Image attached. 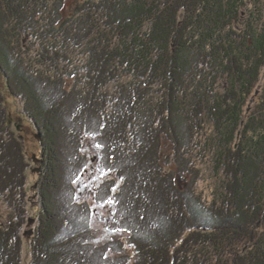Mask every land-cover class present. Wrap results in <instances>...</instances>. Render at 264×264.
<instances>
[{"label":"trees","instance_id":"16d2710c","mask_svg":"<svg viewBox=\"0 0 264 264\" xmlns=\"http://www.w3.org/2000/svg\"><path fill=\"white\" fill-rule=\"evenodd\" d=\"M259 5L0 0V264H264ZM5 95L39 135L26 248L30 163Z\"/></svg>","mask_w":264,"mask_h":264},{"label":"rangeland","instance_id":"374dc122","mask_svg":"<svg viewBox=\"0 0 264 264\" xmlns=\"http://www.w3.org/2000/svg\"><path fill=\"white\" fill-rule=\"evenodd\" d=\"M71 3L72 2H66L65 3V8L70 6ZM262 3H263V6L259 5V8L261 6L263 8L261 13L263 15L262 21H264V0H262ZM249 10H252V7L250 8V6H249ZM261 24L262 23H259V25H261ZM263 76H264V74H263ZM5 106L7 107L8 115H9L10 120L12 121V123H16V125H20V126L22 125L21 127L18 128L19 130H17L18 131L17 134L19 136L20 141L22 142V144L24 146L23 149L25 150L27 160L30 163V170L27 173L28 188H27V193H26V197L29 196V201H31L30 202V207H31L32 214L30 215V218H29V220H30L32 218V215H34V212H35L34 210H36V201H37L36 194L39 193L38 186H37V183H36L37 176H36V173L32 172V170H34L35 168H37L39 166L37 164H34L30 160L31 159L33 160V155H35L36 157L40 158L39 157L40 156L39 155V152H40V150H39V141H37L35 139L36 131L33 130V128L30 125V123L22 116L18 103L12 97H10L8 95H5ZM9 123H10V121H9ZM12 123H11V125H12ZM17 134H16V138H18ZM16 140H18V139H16ZM65 147L67 148V146H65ZM65 153L67 155V151L66 150H65ZM93 155H94V152H90V157L91 158L93 157ZM12 160L13 161L16 160L14 158V156L12 157ZM13 161H11V162L13 163L14 173H16V168L14 167L15 164H14ZM90 164H91V162H90ZM69 170H71L70 167L68 169V172H69ZM90 172H93V171L91 170ZM65 175H66V172H65ZM94 179H95L94 176H90L89 177L88 174H84V176L78 178L73 183V186L76 189V194L75 195L78 198L85 196L89 192L88 190H89L90 186L91 185L93 186V183H94L93 180ZM67 187H66V183H65L63 191H62L63 195L62 194L60 195L61 196L60 198H61V207L62 208H65V206H66V203H65L64 199H65V192H66ZM93 206H94V203H93ZM103 210H99V209L97 210V208L95 207V209H94V214H95L94 217H95L96 220L95 219L93 220L94 221V227L97 228V229L100 228V229L103 230L102 235H104V236L99 238V240L102 241V242H104L106 239H108L110 237V234L107 232V230L104 231V229L102 227V225L109 224V218L107 217V215H105L107 212H106V210H104V211ZM6 212H7L6 207L0 201V228L2 227L3 223L5 222L6 215H7ZM101 212L104 214V216L102 217V220H101L102 222L100 220H98L97 217H96V215L98 213H101ZM66 214H68V212ZM29 220H27V222H26V224L24 226L23 234L28 232V229H29L28 228V221ZM23 234L21 236V241H22L21 242V247L22 248H26V244H27L26 243V241H27L26 239L27 238L24 237ZM111 237H112V235H111ZM58 258H61V257H58ZM24 260H25V261H23L24 264H30V261L29 262L27 261V257Z\"/></svg>","mask_w":264,"mask_h":264},{"label":"water","instance_id":"95a60500","mask_svg":"<svg viewBox=\"0 0 264 264\" xmlns=\"http://www.w3.org/2000/svg\"><path fill=\"white\" fill-rule=\"evenodd\" d=\"M35 139L37 140V141H39V135L36 133L35 134ZM33 159H34V162L35 163H38L39 165H40V160H36V157H35V155H33ZM38 170H40V169H38V167H37V172H38ZM33 220L31 219L30 221H29V223H28V227L30 226V224H33ZM29 233H31L30 231H29ZM25 236L26 235H28V233H25L24 234Z\"/></svg>","mask_w":264,"mask_h":264},{"label":"flooded vegetation","instance_id":"af4514ba","mask_svg":"<svg viewBox=\"0 0 264 264\" xmlns=\"http://www.w3.org/2000/svg\"><path fill=\"white\" fill-rule=\"evenodd\" d=\"M36 157V156H35ZM36 160H40V158H38V157H36ZM30 161H32L34 164H37L38 166H39V164L38 163H35L34 162V159L32 160H30ZM40 164H41V161H40ZM40 168V167H39ZM38 168V169H39ZM32 172H34V173H36V174H38L39 172H40V170H38V172H37V168H35L34 170H32ZM31 231V230H30ZM32 233H30V235H31Z\"/></svg>","mask_w":264,"mask_h":264}]
</instances>
